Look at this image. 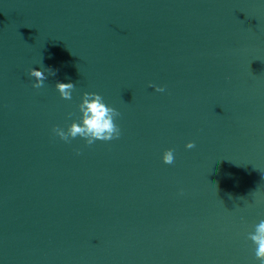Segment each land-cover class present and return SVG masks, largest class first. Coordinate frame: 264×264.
Wrapping results in <instances>:
<instances>
[{
	"label": "water",
	"instance_id": "1",
	"mask_svg": "<svg viewBox=\"0 0 264 264\" xmlns=\"http://www.w3.org/2000/svg\"><path fill=\"white\" fill-rule=\"evenodd\" d=\"M83 92L119 138L54 133ZM261 220L264 0H0V264H259Z\"/></svg>",
	"mask_w": 264,
	"mask_h": 264
},
{
	"label": "clouds",
	"instance_id": "2",
	"mask_svg": "<svg viewBox=\"0 0 264 264\" xmlns=\"http://www.w3.org/2000/svg\"><path fill=\"white\" fill-rule=\"evenodd\" d=\"M49 75H55L54 70L47 68ZM29 75L35 78L32 84L33 88H40L43 86L46 79L43 71L37 68H30ZM75 84L72 82H56L55 88L58 90L60 97L65 100L72 99V91ZM155 90L163 92L164 89L158 86ZM80 111L79 122H71L67 130H63L59 127H54V133L59 136L65 142H68L70 138L75 139L81 137L88 145L93 144L95 141H111L119 138L121 131L119 125L114 122V118L118 117L120 113L111 106L106 105L103 102V98L96 92H83L81 101L77 106ZM195 144L189 140L185 143V148L193 149ZM162 161L165 164L174 163V154L172 149H165L162 153ZM248 238L254 243L255 257L259 261V264H264V220H261L256 226L253 233H249Z\"/></svg>",
	"mask_w": 264,
	"mask_h": 264
}]
</instances>
